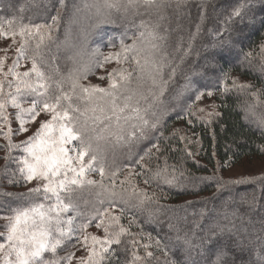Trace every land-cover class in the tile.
<instances>
[{"label":"snow or ice","instance_id":"1","mask_svg":"<svg viewBox=\"0 0 264 264\" xmlns=\"http://www.w3.org/2000/svg\"><path fill=\"white\" fill-rule=\"evenodd\" d=\"M184 2L103 0L102 5L85 4L86 8L96 7L98 12L101 8L106 10L101 20L103 23L112 22L108 18L112 10L125 15H142L140 9L143 8L144 14L149 16V19L140 20L137 25L140 31L131 44H125L122 39L120 50L104 57V63L113 59L118 63L132 62L131 68L109 72L107 87L82 84L80 81L86 79L90 72L87 67L80 71L73 70L67 77L60 75L58 79L55 78L59 75L58 69L53 74L42 67L46 61L41 49L54 39L52 33L60 18L59 9L51 17V24L33 23L31 20L24 23L22 15L0 22V41L11 39L10 44L0 47L3 53L0 55V133L7 141L3 145L8 149L5 160L15 159L22 181L35 185L20 193L21 198H27L26 205L10 206L7 214L0 216L5 221V231L0 232V238H3L0 241V264H73L74 260L76 264H148L152 259H157L159 264L155 252L150 250L153 247L155 251L168 256V244L163 239L141 244L143 233L132 232L133 226H138L134 215L128 219L127 225L122 224L121 220L130 209L142 211L145 204L155 199V193L150 195L146 189L138 187L135 182L138 178L143 177L145 184L162 180L166 184L179 185L182 179H187L184 171L176 165H169L166 156L163 166L157 164L155 169L146 162V158L148 161L159 160V154L165 151L157 142L139 159L125 164L127 175L117 182L122 170H113L109 166L107 152L108 145L131 147L138 144L148 138L149 131L158 128L160 117L154 109L167 84L164 80L165 70H169V79L176 72L168 58L165 48L168 36L166 30L161 31V22L168 9L178 11ZM56 3L60 8L66 7L64 0H56ZM23 10L20 9L21 12ZM257 11H264V0H238L226 22L239 21L236 29L239 34L246 21L251 23L255 19ZM217 36H222V33L218 32ZM223 42L233 43L231 40ZM13 48L15 56L11 64H6L9 49ZM261 54L264 56V44L261 45ZM21 59L31 61V66L25 71L18 70ZM104 63L97 62L96 66L103 67ZM13 86L14 92H5V87L12 89ZM232 87L244 91L253 86L237 84L233 80ZM262 91L257 89L250 93L258 104L261 103ZM204 95L203 92L198 93L195 99L200 100ZM207 95L211 97L213 93L209 91ZM29 96L33 97L31 103L24 107L22 98ZM9 105L16 109L14 116L7 111ZM198 111L203 113L205 110L201 108ZM207 115L218 113L209 112ZM12 119L19 122L15 130L11 127ZM259 122L264 127V116L259 118ZM32 127H35V131L26 140L13 144V135L27 134ZM13 148H22L23 154L12 157ZM136 168L140 171H135ZM92 173L98 174L100 179H92ZM216 178L223 181L222 177ZM105 179L108 183H105ZM19 182L9 180L12 184ZM245 182L264 184V175L223 181L222 184L218 183L217 188L220 190L226 184ZM85 190L93 199L82 195ZM251 203L255 205V198ZM153 216L154 213L149 211V219ZM90 226L102 230L103 235L88 232ZM231 231L226 225H216L215 230H210L211 234L202 238L195 247L202 249L204 244L211 245L217 236ZM244 234L247 235V230ZM148 237L151 241V234ZM73 238L75 243H72V248L83 250L84 255L76 256L75 251H69L58 259H44L45 253L55 257L58 250L71 243ZM256 239L264 242V237L257 236ZM176 240L189 248L193 247L186 236L177 235ZM235 243L242 245L243 241L236 240ZM121 246L127 254L124 260L120 259L121 251L118 250ZM141 248L143 255L138 251ZM213 255L210 264H227L226 246L220 245ZM256 256L260 264H264V254L259 248L256 249ZM164 264H169V261L165 260ZM171 264H175V261ZM232 264H236L234 257Z\"/></svg>","mask_w":264,"mask_h":264},{"label":"trees","instance_id":"2","mask_svg":"<svg viewBox=\"0 0 264 264\" xmlns=\"http://www.w3.org/2000/svg\"><path fill=\"white\" fill-rule=\"evenodd\" d=\"M64 2L66 7L60 8L56 0H0V22L22 15L24 23L31 20L33 23L51 24V17L55 16L59 9L60 18L52 33L54 39L41 49L46 61L42 67L46 72L53 74L58 69L59 75L55 77L57 79L60 75L67 77L73 70H83V67L90 66L93 59V64L96 63L99 52L92 50L94 46H104L118 37L127 39L129 33H133L131 28H126L120 23L121 20L117 21V12L114 14L116 22L110 17L108 18L111 23L101 22L104 15L88 18L87 13H92L97 8H86L85 4L102 5L103 0ZM237 2L238 0H185L180 10L170 8L165 12L161 31L166 30L168 39L165 48L176 72L169 79V70H165L164 80L167 84L154 109L160 117L158 128L149 131L147 139L131 147L108 145L109 166L113 170H122L117 182L127 175L124 165L139 159L140 155H144L145 151L157 142L165 151L159 154V160L148 161L146 158V162L155 169L157 164L163 166L166 156L167 163L176 165L187 177L182 179L179 185L166 184L162 180L145 184L143 177L138 178L135 181L138 187L146 189L150 195L155 193V199L145 204L142 211L130 209L121 220L122 224L127 225L131 216L136 217L138 226H133L132 232L143 233L141 244L151 243L158 238L168 244L167 257L163 252L155 251L154 247L150 249L155 252L159 264H164L165 260L169 261V264L172 261H175V264H210L220 245L227 248V264H232L233 257L236 264H260L256 249L259 248L264 254V242L256 239L257 236L264 237V184L245 182L226 184L220 190L217 188L218 183L222 184L223 181L247 177L224 176L223 172L227 167L245 157L264 156V127L259 122V118L264 116V91L260 94L259 104L250 94L257 89L264 90V56L261 54V45L264 44V11H257L255 19L251 23L246 21L243 31L238 34L236 29L239 21L226 22ZM84 7L86 10H83ZM21 8L24 9L23 12L20 11ZM140 13L142 15H139L138 23L141 19H149L143 8ZM152 19L155 20L156 17L153 16ZM218 32L222 33V36L218 37ZM71 39L75 44L73 48ZM227 40L233 43L225 44L223 41ZM1 43L3 44L0 47H4L5 43H11V39H4L0 41V45ZM80 45L88 48V53L81 54V59L75 63L71 56L78 53ZM93 51L94 53L90 54ZM248 53L252 55L249 56ZM0 55L3 53L0 52ZM8 56L6 64H11L15 56L14 48L9 49ZM20 65L18 70L25 71L31 66V61L21 59ZM233 80L237 84H249L253 87L238 91L232 87ZM189 87L192 89L188 90ZM67 88L66 84L65 89ZM8 91L14 92L15 86L12 89L5 87V92ZM201 91L213 93L212 100L218 115L202 118L195 113V97ZM32 98H22L23 106L28 107ZM7 111L14 116L16 109L9 105ZM18 123L12 119L13 130L18 127ZM183 131L190 133L192 138L188 140ZM20 134L12 136L13 144L27 139V136L20 139ZM6 143L0 133V216L7 214L10 206L27 204V198L20 196V193L27 190H18L25 183L17 170V163L15 159L5 160L8 149L3 145ZM22 154V148L11 150L12 157ZM225 164L227 166H223ZM135 171L140 169L136 168ZM261 175L264 173L251 176ZM91 176H95L91 177L92 179H100L96 173ZM203 177L213 179H199ZM216 177H222L223 181ZM10 179L20 182L12 184L9 183ZM105 183H108L107 179ZM9 193L11 195H8ZM82 195L89 200L93 199L87 190ZM254 198L255 205L251 203ZM149 211L154 213L151 219L148 217ZM216 225H226L232 231L217 236L211 245L204 244L202 249H197L195 245L210 235V230L214 231ZM1 227L3 224H0ZM89 229L95 233L94 226ZM245 230L247 235L244 234ZM97 231V235H103L102 230H96V233ZM148 234H151V241ZM177 235L189 238L193 247L189 248L178 242ZM2 239L0 238V241ZM137 239H140L139 236ZM236 240H242V245H237ZM72 243H75L74 238L63 248L72 247ZM118 250L121 251L120 259L124 260L127 254L122 251V246ZM138 251L143 255L142 248ZM58 252L53 256L56 259L59 258ZM47 254L49 256L50 253ZM148 264H157V259L150 260Z\"/></svg>","mask_w":264,"mask_h":264},{"label":"rangeland","instance_id":"3","mask_svg":"<svg viewBox=\"0 0 264 264\" xmlns=\"http://www.w3.org/2000/svg\"><path fill=\"white\" fill-rule=\"evenodd\" d=\"M83 10H86L85 7L83 8ZM105 11L106 10H104L103 8H101L100 12H98L96 9L92 13L88 12L87 16H88V18L89 17L92 18L93 16L98 15V16H95V18L96 17L99 18L100 16H103L105 14ZM115 12H116L115 10L111 11L110 18L112 19V21L116 22V20H114ZM116 16H117V18H119V19H117V21L121 20L120 23H122V25L126 28L127 27L131 28L133 33H129L130 35H128L127 39H125L123 37H118L116 40L109 42L104 46H101V47H99V45L94 46L92 48V50H98V52H99L98 53L99 58L97 59V62H99V63H104V57L107 56L109 53L116 52V51L120 50V44H121L122 39H123L125 44H131L133 39L138 35V32L140 31V29H138V27H137V25H139V23L137 22L139 15L134 16L133 14L130 15V13L125 15L121 12V14L118 13V14H116ZM79 19H81V16L79 17ZM75 27L78 28V25H76ZM71 43L73 45L71 47L73 48L75 46V44H73L74 43L73 39H71ZM2 44L3 43H1L0 46H2ZM5 45H6V43H5ZM81 46L82 45H80V47ZM81 48H83V50H81ZM81 48L77 51L78 52L77 54H72V56H71L73 59V62H75V63L79 62V60L81 59V54L88 53V51H87L88 48H86V47H81ZM82 51H84V52L81 53ZM93 53H94V51L90 54H93ZM93 62H94V59L92 60L90 66H87V68L90 69V72L88 73L86 79H82L80 81L82 84H85V85L99 84L102 87H107L108 83H109V81L107 79V74L109 72H111L113 69L131 68L132 67L131 60L128 61L131 63L129 65L128 62L118 63L115 59H113V60L109 61L108 63H104L103 67H97L96 66L97 62L94 64H93ZM84 68L85 67H83V69ZM100 77H104V79L101 80ZM187 89L189 90L192 88L189 87ZM201 92H203V91H201ZM207 92H203L205 95L200 100L195 99L194 105H193V109H194L195 113L198 114V116H201L202 118H210L212 116H208L207 114L209 112H215V103L212 100V96L209 97L207 95ZM201 108L205 110L203 113L198 111V109H201ZM35 127H38V125H36ZM35 127L30 128L29 133H27V134L21 133L18 137H20V139H21L25 136L31 135L35 131ZM182 133L184 134V136H188L187 137L188 140H190L192 138L190 133L188 134L185 131H183ZM0 154H1V151H0ZM257 173H260V174L264 173V156L245 157V158L241 159L239 162H237L236 164L227 167V169H225L223 172L224 176H227V177H239V176H245V175L251 176V175H255ZM91 175H95V173L91 174ZM91 177H95V176H91ZM34 186H35L34 184H26L25 183V185L23 187L18 188V190H20V191L28 190V188L34 187ZM4 223H5V221L0 219V224H4ZM4 231H5L4 227H1L0 232H4ZM87 231L93 232L92 229H88ZM94 231H95V234H98V231H97V233H96V230H94ZM69 251H75L76 256H81V255L85 254L83 252V250H77V249H73L72 247L66 246V248L64 247L60 250V252H58L59 254L57 256L62 257ZM44 259L45 260H52V259H56V258H54L51 253L49 254V256L47 253H45ZM73 264H76L75 260L73 261Z\"/></svg>","mask_w":264,"mask_h":264}]
</instances>
